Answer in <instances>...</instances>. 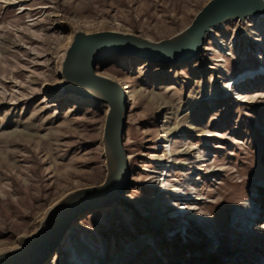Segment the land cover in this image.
I'll list each match as a JSON object with an SVG mask.
<instances>
[{"label":"rangeland","instance_id":"obj_1","mask_svg":"<svg viewBox=\"0 0 264 264\" xmlns=\"http://www.w3.org/2000/svg\"><path fill=\"white\" fill-rule=\"evenodd\" d=\"M210 1L0 0V253L63 196L106 180L108 105L60 75L74 32L161 42ZM263 70V17L214 30L188 63H99L128 97L129 185L26 264H264V73L230 86Z\"/></svg>","mask_w":264,"mask_h":264},{"label":"water","instance_id":"obj_2","mask_svg":"<svg viewBox=\"0 0 264 264\" xmlns=\"http://www.w3.org/2000/svg\"><path fill=\"white\" fill-rule=\"evenodd\" d=\"M261 15L264 0H211L190 27L161 42L121 32L86 34L76 30L61 62L60 75L71 93L108 105L103 137L106 180L101 186L63 196L48 209L32 237L21 236L17 248L0 253V264H26L34 260L46 243L63 236L78 215L94 206L118 201L129 185L130 168L124 150L128 97L119 83L96 73L99 63L118 56L163 65L188 63L202 53L207 35H213L214 28Z\"/></svg>","mask_w":264,"mask_h":264},{"label":"bare ground","instance_id":"obj_3","mask_svg":"<svg viewBox=\"0 0 264 264\" xmlns=\"http://www.w3.org/2000/svg\"><path fill=\"white\" fill-rule=\"evenodd\" d=\"M145 16H146L149 20L154 19V16H152V15H150V14H146ZM259 17H263V18H264V15H261V16H259ZM259 17H256V18L252 17L251 19H257V18H259ZM219 27L221 28L222 25H221V26H218V28H219ZM216 29H217V27L214 28L213 30H216ZM208 36H210V35H207V37H208ZM262 73H264V70H263L262 72H261V71H258V72H256V71H249V72H246V73H244V74L241 75V78H240L239 80L236 81V84L231 83L230 86L233 87L234 85H237V84L241 83L242 81L248 80V79L253 78V77L257 76V75H261ZM63 83H64V82H63ZM69 85H70V84H69ZM230 86H229V87H230ZM31 190H35V189L33 188V186H29V188L27 189V192H28L29 197H31V199L34 200ZM4 196H5V195H4ZM2 197H3V196H2ZM6 201L9 203V206H10V205H11L10 198H7ZM3 204H4V203H3ZM9 206H8V207H9ZM10 209H13V208L10 207ZM18 210H19V209L15 208V213L19 214V211H18ZM15 213H14V214H15ZM4 214H5V213H4ZM14 216H15V215H14Z\"/></svg>","mask_w":264,"mask_h":264},{"label":"trees","instance_id":"obj_4","mask_svg":"<svg viewBox=\"0 0 264 264\" xmlns=\"http://www.w3.org/2000/svg\"><path fill=\"white\" fill-rule=\"evenodd\" d=\"M258 191H260V193H261V192H262V189H261V188H259V189H258Z\"/></svg>","mask_w":264,"mask_h":264}]
</instances>
